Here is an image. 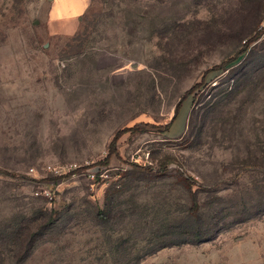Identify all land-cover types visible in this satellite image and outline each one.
Wrapping results in <instances>:
<instances>
[{"label": "rangeland", "instance_id": "rangeland-1", "mask_svg": "<svg viewBox=\"0 0 264 264\" xmlns=\"http://www.w3.org/2000/svg\"><path fill=\"white\" fill-rule=\"evenodd\" d=\"M48 3L0 0V264H264V34L209 71L264 0ZM192 197L216 236L162 246Z\"/></svg>", "mask_w": 264, "mask_h": 264}, {"label": "trees", "instance_id": "trees-1", "mask_svg": "<svg viewBox=\"0 0 264 264\" xmlns=\"http://www.w3.org/2000/svg\"><path fill=\"white\" fill-rule=\"evenodd\" d=\"M263 34H264V27L261 30H259L257 33H255L249 39L244 40V43H243L242 47L239 49V51L237 50L232 55H230L226 60L222 61L219 65L212 67L209 71L224 70L227 68L226 66L230 65L231 63L238 61L239 57L244 55V53L247 52L249 45L252 42H254L255 40H257L259 37H261V35H263ZM203 84L204 83H198V84L194 85L187 92V94L185 96L191 95L194 92V90H197V89L199 90L200 87L203 86ZM184 97H182V99L179 101L180 103L176 106L174 116L172 117L170 122L165 126V129L169 128L170 125L175 120V118L177 116V111L179 110L178 109L179 105L181 104ZM192 100H193V98H192ZM137 131H140V128L137 125H133L131 127H125L122 130L118 131L116 133L113 141L111 142L109 152H108V156L115 154V153L117 154V150L114 148V143L122 133H124V132L133 133V132H137ZM132 166H133V168H137V169H140V170L145 171V172H153V169L151 168V166H148V165L146 166V165L133 164ZM164 170H166L165 166L157 169V172H161ZM185 181L188 182V178H186ZM191 200H192V202H191V206L189 208V218H191L192 220L191 221L188 220L189 226H187V227L180 226V225L173 226L171 231L167 232L170 237L167 239L166 243H162V244H164L162 246L180 245V244H184V243H188V244L189 243H197V242H202V241L211 239V238H213V236H216L215 234L217 233V230L219 227V225L217 224V220L221 216H224L223 211H215L213 213V215L211 216L212 217L211 219H213L214 221L210 222L208 225H203L204 223H201V225H197L195 223V219L200 218V212H199L200 211V205H199V203L195 197H192ZM107 204H108V202H107ZM101 215L104 216V214H102V213H101Z\"/></svg>", "mask_w": 264, "mask_h": 264}, {"label": "crops", "instance_id": "crops-1", "mask_svg": "<svg viewBox=\"0 0 264 264\" xmlns=\"http://www.w3.org/2000/svg\"><path fill=\"white\" fill-rule=\"evenodd\" d=\"M49 12L47 17L48 29L52 34L55 32L71 33L66 30L70 24L76 28L79 19L83 16L89 0H49ZM61 28V30H55Z\"/></svg>", "mask_w": 264, "mask_h": 264}]
</instances>
